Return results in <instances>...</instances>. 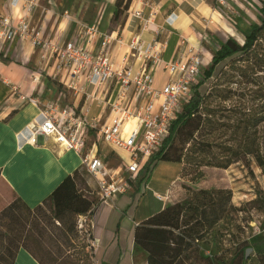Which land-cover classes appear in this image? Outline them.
I'll return each instance as SVG.
<instances>
[{"label":"crops","instance_id":"crops-1","mask_svg":"<svg viewBox=\"0 0 264 264\" xmlns=\"http://www.w3.org/2000/svg\"><path fill=\"white\" fill-rule=\"evenodd\" d=\"M116 1L36 0L32 17L46 35L62 41L77 37L79 21H85L87 26L95 25L99 32L91 44L95 50L101 48L99 39L102 41L105 35L113 34L117 39L110 44L108 52L116 63L129 55V46L134 40H139L142 50L156 45L161 62L157 64L154 85L161 87L167 79L164 71L166 61L178 58L183 41H200L198 30L207 32L209 28V32H215L209 26L217 20L218 14H222L218 0H132L126 16L113 22ZM240 1H248L252 5L259 1L261 7L264 2ZM24 3L25 0H0V13L14 16ZM89 5H92L90 11ZM62 9L70 19L61 15ZM135 10H140L143 18L134 15ZM150 15L151 21L145 24L144 19ZM82 40L86 42L87 36L84 35ZM130 64L134 71L140 67V61L131 57ZM53 70V59L42 58L29 42L17 40L6 44L0 54V198L19 201L31 210L43 205L54 189L83 165L81 155L64 150L51 137L39 135L35 142L30 138L29 126L39 121L37 118L45 96L64 94L58 92L57 85L60 87L61 84L55 81ZM71 89H76L74 103L77 106L82 99L81 86ZM85 93L104 99L109 93V84L95 89L93 85H86ZM29 97L39 100V103L31 102ZM81 110L86 118L98 117L91 108ZM161 161L157 162L152 174ZM174 181L175 177L162 180L159 190L152 191L150 179L142 180L140 177L138 183L117 198L114 206L101 204L95 209L93 235L97 240L94 252L98 264H148V252L135 242V230L169 204ZM145 202L146 207L142 210ZM13 264L42 263L30 250L21 246Z\"/></svg>","mask_w":264,"mask_h":264},{"label":"rangeland","instance_id":"rangeland-1","mask_svg":"<svg viewBox=\"0 0 264 264\" xmlns=\"http://www.w3.org/2000/svg\"><path fill=\"white\" fill-rule=\"evenodd\" d=\"M218 1L220 2L219 9L222 14H218L217 20L209 26L215 32H209V28H207V32L199 30L197 32V37L203 47L205 50H209L211 54L213 50L219 47L221 38L227 39L229 36H234L239 42L243 43L245 37L238 27L249 30L252 24L250 21L256 20L261 23V18L263 17L259 1H256L255 5L250 4L248 1L243 2L240 0ZM91 8L92 5H89L88 11ZM62 11L61 15L70 19V15L64 9ZM84 20H86V17ZM32 24L36 29L43 31L45 37L58 41L57 38L46 35V31L41 29L33 21V18ZM78 26L79 32L75 39H80L81 36L83 38L84 35L88 38V33L86 34L88 26L85 21H79ZM82 29L81 34L80 31ZM59 41L65 43L70 40ZM80 42L86 44L88 40L83 42L80 39ZM99 42L101 44L100 39ZM192 43L197 44L198 42L194 39ZM262 44L264 46V37ZM90 47L95 52L100 51V49L95 50L92 46ZM210 63L204 65L199 82L205 80V69ZM246 65H248V62H237L234 66L228 65L226 67H246ZM255 65L250 64L248 67H256ZM54 79L62 86L59 87L57 85V88L60 89L58 92L62 91L64 94L62 96L58 94L45 96L46 100L43 103V108L44 105H48L58 111L75 108L76 115L80 116L82 120L97 126V128H91L93 130L86 139L83 155L89 153L96 144V154L106 159L109 169L122 165L123 161L118 152L107 143H104L98 135L99 129L108 123L110 107L106 102L110 92L104 99L102 97L97 99V95L90 97L85 93L88 83L83 78L79 84V87L81 86L79 91L82 93L80 96L82 99L76 106L74 103V98L76 97L74 91L76 89H71L72 87L62 83L56 76ZM225 80L226 77H222L219 80L213 78L211 82L207 81L202 86V89L206 91L219 82L226 85ZM96 87H101V85H93L94 89ZM232 87L236 88L237 86L234 84ZM94 98L96 100L91 103ZM82 108H84V111H88L91 108L92 113L95 112L98 117L86 118L82 113ZM203 118V115H197L188 120L186 125L179 129L177 137L171 145L172 147L170 146L168 154L164 156L156 171L152 174L150 168H147L143 171V173L146 172L144 178L142 176L143 173L141 178L142 180L145 178L147 180L150 179L152 183L151 190L153 191L155 189L159 190L162 180L164 182L168 178L175 177L169 194L170 205L185 203L194 196V193L202 190L213 192L214 194L222 191L230 195L229 203L223 204L222 209L217 207L214 210H209L210 216L217 213L221 215L216 224L211 226L207 222L210 216L208 218L204 217L201 221L204 225V229L201 232L202 236L198 240H193L194 247L190 253V258L186 259L185 264H210V262L211 264H231L236 252L239 251V254H241L242 246H250L252 248L244 264H264V166L259 167L255 162H252L249 166L246 161L234 162L228 168L187 163L185 157L192 149L193 144L211 146L203 140L205 133ZM40 119H42L41 115L37 120ZM65 122L66 125L69 124L68 121ZM29 131H31L30 128ZM227 137L224 136V139ZM219 141H222L221 138ZM121 154L125 158L128 157L126 152H121ZM177 155L179 156L178 160ZM81 177L88 181V186L85 187L88 190L84 193L96 199L98 191L96 180L88 173L84 164L81 166ZM261 193L263 195L262 199L258 202L252 201L259 197ZM12 202V199L6 201L0 198V264H10L12 253L16 251L19 245L31 247L44 264H94L91 258L85 259V255L82 252V246L87 243L86 237H83L78 232V235L72 238L73 241L66 238L62 232V224L52 219L49 203H44L40 207L34 208V210L29 209L22 203L17 204V209L14 212L8 208L9 203ZM146 203L141 207L142 210L145 209ZM206 259H210V262ZM232 264H239V261Z\"/></svg>","mask_w":264,"mask_h":264},{"label":"built area","instance_id":"built-area-1","mask_svg":"<svg viewBox=\"0 0 264 264\" xmlns=\"http://www.w3.org/2000/svg\"><path fill=\"white\" fill-rule=\"evenodd\" d=\"M35 5L36 0H25L14 16L0 13V54L6 44L17 40L29 42L38 49L42 58L53 59V76L67 86L79 87L83 78L88 85L109 84L110 96L106 103L109 104L110 115L98 135L118 152L122 165L109 169L106 159L96 154V144L83 155L86 139L93 130L91 128L97 126L82 120L76 115L75 108L58 111L44 105L40 111L42 119L29 126L30 138L34 142L39 135H44L51 137L64 150L81 155L88 173L96 180L97 203L89 212L78 215L77 229L86 237V251L90 258L98 264L94 256L97 241L93 235L95 209L101 204L114 206L120 195L140 181L141 174L169 137L173 122L192 98L203 67L212 61L213 55L205 50L201 41L197 44L183 41L178 58L165 63L166 82L156 87L155 74L157 64L161 62L156 45L142 50L139 40H134L129 46V55L116 63L108 52L110 44L117 39L113 34L104 36L99 52L90 47L99 33L95 25L86 28V44L80 42L82 36L65 43L47 38L32 24ZM133 14L143 18L140 10H135ZM151 18L152 15L145 18V24ZM130 57L140 61L137 71L130 64ZM29 99L39 103L37 99ZM65 121L69 124L66 125ZM129 122L132 126L127 129ZM120 150H124L128 157H123Z\"/></svg>","mask_w":264,"mask_h":264},{"label":"trees","instance_id":"trees-1","mask_svg":"<svg viewBox=\"0 0 264 264\" xmlns=\"http://www.w3.org/2000/svg\"><path fill=\"white\" fill-rule=\"evenodd\" d=\"M131 2L132 0L116 1L113 22L126 16ZM260 11L263 16L261 23H252L249 30L238 27L245 37L243 43L234 36L219 41L220 47L213 50L212 61L205 69V80L195 85L192 98L173 122L169 137L149 164L150 172L168 154L179 129L197 115L204 116L203 140L211 146L193 144L185 157L187 163L228 168L234 162L246 161L249 166L252 162L259 167L264 166V2ZM237 62H248V65L226 67L234 66ZM250 64H256V67H248ZM222 77H226V85L219 82L206 91L202 89L207 81ZM234 84L236 88L232 87ZM224 136L228 137L224 139ZM220 138L222 141H219ZM87 184L88 181L81 177L79 168L69 174L45 201L50 204L52 219L62 224L64 236L72 241L78 235V215L89 212L98 200L97 197L94 199L84 193L88 190L85 188ZM229 198L230 195L222 191L216 194L198 191L185 203L168 204L137 226L135 242L148 252V264H185L186 259L191 256L193 240L202 236L204 225L201 221L210 216V209H222L223 204L229 203ZM262 198L261 193L252 201L258 202ZM17 204L21 203L14 201L8 208L16 211ZM220 217L219 213L211 214L207 222L213 226ZM21 246L37 256L31 247L19 245L12 253L10 264H13ZM87 246V243L82 246L85 259L90 258ZM249 247L242 246L241 254L237 251L231 264L237 261L244 264ZM41 263L44 264L42 261Z\"/></svg>","mask_w":264,"mask_h":264},{"label":"bare ground","instance_id":"bare-ground-1","mask_svg":"<svg viewBox=\"0 0 264 264\" xmlns=\"http://www.w3.org/2000/svg\"><path fill=\"white\" fill-rule=\"evenodd\" d=\"M131 126H132L131 122L127 123V129H130ZM120 152H125V151L124 150H120Z\"/></svg>","mask_w":264,"mask_h":264},{"label":"water","instance_id":"water-1","mask_svg":"<svg viewBox=\"0 0 264 264\" xmlns=\"http://www.w3.org/2000/svg\"><path fill=\"white\" fill-rule=\"evenodd\" d=\"M252 250V248L251 247H249V248H247V250H246V256L248 257V255H249V252Z\"/></svg>","mask_w":264,"mask_h":264}]
</instances>
